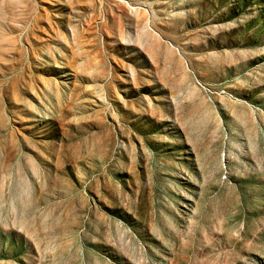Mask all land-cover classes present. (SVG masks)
I'll list each match as a JSON object with an SVG mask.
<instances>
[{
    "label": "rangeland",
    "instance_id": "rangeland-1",
    "mask_svg": "<svg viewBox=\"0 0 264 264\" xmlns=\"http://www.w3.org/2000/svg\"><path fill=\"white\" fill-rule=\"evenodd\" d=\"M0 264H264V0H0Z\"/></svg>",
    "mask_w": 264,
    "mask_h": 264
}]
</instances>
